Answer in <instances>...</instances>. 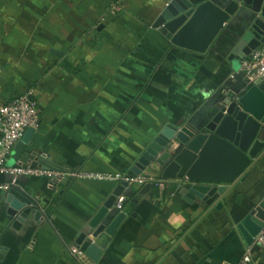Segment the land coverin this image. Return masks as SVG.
Segmentation results:
<instances>
[{
	"label": "crops",
	"instance_id": "0c3cea01",
	"mask_svg": "<svg viewBox=\"0 0 264 264\" xmlns=\"http://www.w3.org/2000/svg\"><path fill=\"white\" fill-rule=\"evenodd\" d=\"M0 0V106L34 93L40 124L17 145L9 166L128 174L152 138L168 125L207 119L236 75L229 61L241 21L234 18L205 55L173 47L153 24L170 0ZM54 165V166H53ZM56 167H59L58 169ZM154 174L148 169L142 174ZM4 182L9 177H3ZM19 179L39 202L20 229L0 191V264H81L71 252L93 238L90 221L118 186L68 178ZM168 182L133 203L98 263L239 264L251 241L241 222L264 199V157L207 212ZM113 213H118L115 209ZM251 264H264V250Z\"/></svg>",
	"mask_w": 264,
	"mask_h": 264
},
{
	"label": "water",
	"instance_id": "95a60500",
	"mask_svg": "<svg viewBox=\"0 0 264 264\" xmlns=\"http://www.w3.org/2000/svg\"><path fill=\"white\" fill-rule=\"evenodd\" d=\"M236 17L242 28L229 56L236 72L231 86L221 91L207 119L194 125H168L159 131L128 173L138 176L154 169L165 180L181 182L184 200L199 201L207 206L206 213L222 210L229 191L264 157V77L250 79L240 72L242 61L264 45V0H170L152 26L173 47L205 55ZM34 133L35 129H28L18 145H29ZM153 186L141 187L133 203ZM127 189H131L128 183L118 185L89 223L94 240L81 249L94 263L127 218L125 212L113 213ZM6 205L14 229L22 227L31 211H36V221L42 217L39 202L19 187L8 191ZM263 228L264 199L239 226L251 242Z\"/></svg>",
	"mask_w": 264,
	"mask_h": 264
},
{
	"label": "built area",
	"instance_id": "2783aa9c",
	"mask_svg": "<svg viewBox=\"0 0 264 264\" xmlns=\"http://www.w3.org/2000/svg\"><path fill=\"white\" fill-rule=\"evenodd\" d=\"M241 73L250 79L264 77V45L253 52L241 63ZM40 124V109L34 93L25 92L15 97L7 105L0 106V191L8 192L18 185L19 179H43L47 181H61L63 179H87L99 182H109L120 185L128 183L130 187H143L152 183L158 191H164L168 182L151 173L138 176H129L120 173H88L47 169L44 167L9 166L8 161L14 148L20 143L28 129H36ZM3 177H9L4 182ZM127 197L123 194L114 206L117 212L124 211ZM264 250V228L255 236L251 245L239 264H251L254 261L255 251ZM71 252L81 264H91L86 253L81 248H72Z\"/></svg>",
	"mask_w": 264,
	"mask_h": 264
},
{
	"label": "rangeland",
	"instance_id": "374dc122",
	"mask_svg": "<svg viewBox=\"0 0 264 264\" xmlns=\"http://www.w3.org/2000/svg\"><path fill=\"white\" fill-rule=\"evenodd\" d=\"M105 4H106V9H107L106 14L108 15L116 14L119 11V9H123L122 5L121 4L119 5V3L116 4L113 2L111 3V1H108Z\"/></svg>",
	"mask_w": 264,
	"mask_h": 264
},
{
	"label": "trees",
	"instance_id": "16d2710c",
	"mask_svg": "<svg viewBox=\"0 0 264 264\" xmlns=\"http://www.w3.org/2000/svg\"><path fill=\"white\" fill-rule=\"evenodd\" d=\"M111 1H113V2H117V0H111ZM127 203H129V197H128V196H127V201H126V203L124 204V207H125V205H126Z\"/></svg>",
	"mask_w": 264,
	"mask_h": 264
}]
</instances>
